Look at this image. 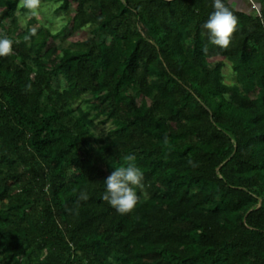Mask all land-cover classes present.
<instances>
[{
  "label": "trees",
  "instance_id": "1",
  "mask_svg": "<svg viewBox=\"0 0 264 264\" xmlns=\"http://www.w3.org/2000/svg\"><path fill=\"white\" fill-rule=\"evenodd\" d=\"M18 4L0 0V264H264L259 18L223 49L212 0H41L75 6L58 31ZM128 154L144 180L121 215L102 195Z\"/></svg>",
  "mask_w": 264,
  "mask_h": 264
},
{
  "label": "clouds",
  "instance_id": "2",
  "mask_svg": "<svg viewBox=\"0 0 264 264\" xmlns=\"http://www.w3.org/2000/svg\"><path fill=\"white\" fill-rule=\"evenodd\" d=\"M213 11L203 24L209 42L215 46L227 49L234 33L237 31L239 17L237 13L255 14L260 23L264 24V7L256 0H212ZM17 9H24L25 18L37 17L41 11V0H19ZM35 35V29L31 31ZM26 40L30 36L25 37ZM13 54V40L7 35H0V57H9ZM32 85H26V91H31ZM124 164L115 167L114 171L104 181L105 191L102 199L121 214L132 212L139 203L136 189L142 187L144 174L136 165V156L128 154L123 157ZM189 163H192L189 161ZM79 199L88 200L87 191L79 194Z\"/></svg>",
  "mask_w": 264,
  "mask_h": 264
},
{
  "label": "rangeland",
  "instance_id": "3",
  "mask_svg": "<svg viewBox=\"0 0 264 264\" xmlns=\"http://www.w3.org/2000/svg\"><path fill=\"white\" fill-rule=\"evenodd\" d=\"M59 6V4H55V5H43L41 6V11L40 14L36 17L38 18V20H40L41 22L47 23L50 25V27L54 30H59L60 28H62L63 26L67 25L68 23V15H74L76 13V9L75 6H72L69 11L65 14H58L56 13V9ZM25 21L28 20H32L31 19H26L25 18V14L23 16ZM35 30L38 28V25L33 27ZM95 28L96 26L93 24L88 25L87 27H85L83 30H80L78 32L73 33L72 35H70L69 37H67L65 39V41L59 42L60 44H62L63 46H70L76 42L79 41H84L85 39H87L90 35H93L95 32ZM52 40H50L51 42ZM53 42V41H52ZM224 73L226 76V81L227 83H232L234 82V71L230 65V63L227 61V66L224 69ZM103 130H108L109 129V125L105 126L102 128Z\"/></svg>",
  "mask_w": 264,
  "mask_h": 264
},
{
  "label": "crops",
  "instance_id": "4",
  "mask_svg": "<svg viewBox=\"0 0 264 264\" xmlns=\"http://www.w3.org/2000/svg\"><path fill=\"white\" fill-rule=\"evenodd\" d=\"M258 4H260L263 7V4H261L260 0H256ZM246 13V12H245Z\"/></svg>",
  "mask_w": 264,
  "mask_h": 264
}]
</instances>
